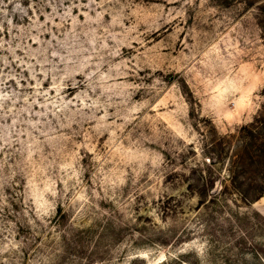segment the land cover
Here are the masks:
<instances>
[{
  "label": "rangeland",
  "instance_id": "374dc122",
  "mask_svg": "<svg viewBox=\"0 0 264 264\" xmlns=\"http://www.w3.org/2000/svg\"><path fill=\"white\" fill-rule=\"evenodd\" d=\"M0 264H264V0H0Z\"/></svg>",
  "mask_w": 264,
  "mask_h": 264
}]
</instances>
